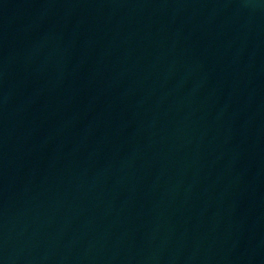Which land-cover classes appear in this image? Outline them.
<instances>
[{
	"label": "water",
	"instance_id": "1",
	"mask_svg": "<svg viewBox=\"0 0 264 264\" xmlns=\"http://www.w3.org/2000/svg\"><path fill=\"white\" fill-rule=\"evenodd\" d=\"M0 264H264V0H0Z\"/></svg>",
	"mask_w": 264,
	"mask_h": 264
}]
</instances>
